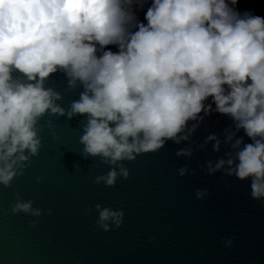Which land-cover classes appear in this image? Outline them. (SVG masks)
Masks as SVG:
<instances>
[{
	"label": "clouds",
	"instance_id": "1",
	"mask_svg": "<svg viewBox=\"0 0 264 264\" xmlns=\"http://www.w3.org/2000/svg\"><path fill=\"white\" fill-rule=\"evenodd\" d=\"M57 73L67 91L82 89L68 108L47 86ZM213 113L231 124L197 144ZM46 116L83 118L80 154L109 167L97 185L127 180L125 162L169 141L184 143L175 155L189 158L214 141L223 156L201 170L250 180L264 202V15L240 0H0V185L10 188L39 155L40 133L53 129L51 119L40 124ZM15 195L12 214L36 218V227L44 210ZM94 207L97 229L123 225L122 209Z\"/></svg>",
	"mask_w": 264,
	"mask_h": 264
},
{
	"label": "water",
	"instance_id": "2",
	"mask_svg": "<svg viewBox=\"0 0 264 264\" xmlns=\"http://www.w3.org/2000/svg\"><path fill=\"white\" fill-rule=\"evenodd\" d=\"M240 7L264 15V0H240ZM47 86L62 93L59 103L65 108L82 91H67L61 73ZM48 119L53 129L45 126L40 133L39 155L10 188L0 185V264H264V202L252 197L250 180L201 170L206 161L223 156V145L215 152L214 141L209 142L189 158L175 155L184 143L169 141L157 154L125 162L129 178L105 187L93 179L109 167L80 154L83 118L46 116L40 124ZM229 124L226 116H205L192 139L202 143ZM76 162L80 167L75 169ZM185 164L189 172L180 176L178 169ZM37 177L44 179L38 182ZM197 189L208 194L199 199ZM15 193L44 210L36 227L30 226L36 218L12 214ZM97 203L122 209L123 225L97 229ZM85 208L92 211L86 215Z\"/></svg>",
	"mask_w": 264,
	"mask_h": 264
}]
</instances>
